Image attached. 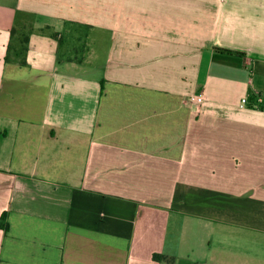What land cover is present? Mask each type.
<instances>
[{"label": "crops", "instance_id": "1", "mask_svg": "<svg viewBox=\"0 0 264 264\" xmlns=\"http://www.w3.org/2000/svg\"><path fill=\"white\" fill-rule=\"evenodd\" d=\"M106 1L0 0V264H264V0Z\"/></svg>", "mask_w": 264, "mask_h": 264}, {"label": "rangeland", "instance_id": "2", "mask_svg": "<svg viewBox=\"0 0 264 264\" xmlns=\"http://www.w3.org/2000/svg\"><path fill=\"white\" fill-rule=\"evenodd\" d=\"M93 2H95V0H86V6H89V12H90V9L92 10V8H91V3H93ZM103 3V6L102 7H104L105 5H106V14L107 15H103L104 17H102V16H99V15H97V16H86V20H87V22H89V23H96V22H99V21H101L102 19H104V20H106V21H113V0L112 1H109V2H102ZM94 7V6H93ZM96 7H99V4L97 5V6H95L94 8H96ZM86 11H88L87 9H86ZM92 11H95V10H92ZM18 50H20V52H21V50H22V48H18Z\"/></svg>", "mask_w": 264, "mask_h": 264}, {"label": "trees", "instance_id": "3", "mask_svg": "<svg viewBox=\"0 0 264 264\" xmlns=\"http://www.w3.org/2000/svg\"><path fill=\"white\" fill-rule=\"evenodd\" d=\"M216 50H219V51H223L225 53H228V54H232V51H229V50H222V49H216ZM8 59V55H6L5 57V60L7 61ZM5 213H3L0 217V228L6 232L8 230V225L5 221ZM153 260L154 261H157V262H167V263H173L174 259L173 258H169L167 256H164V255H159V254H154L153 255Z\"/></svg>", "mask_w": 264, "mask_h": 264}, {"label": "built area", "instance_id": "4", "mask_svg": "<svg viewBox=\"0 0 264 264\" xmlns=\"http://www.w3.org/2000/svg\"><path fill=\"white\" fill-rule=\"evenodd\" d=\"M191 101H192L193 103L197 104V105L202 104V102L204 101V95H203V92L198 93L197 95H195L194 97H192V98H191ZM246 101H247V99H246V98H243V99L241 100L242 105L245 104ZM242 105H241V106H242Z\"/></svg>", "mask_w": 264, "mask_h": 264}]
</instances>
